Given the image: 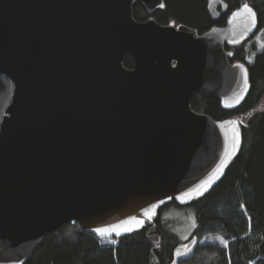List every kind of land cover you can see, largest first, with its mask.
<instances>
[{
  "label": "water",
  "instance_id": "95a60500",
  "mask_svg": "<svg viewBox=\"0 0 264 264\" xmlns=\"http://www.w3.org/2000/svg\"><path fill=\"white\" fill-rule=\"evenodd\" d=\"M136 1L0 0V72L14 84L0 124V264H26L69 222L131 234L169 202L204 196L239 153L241 119L198 112L192 95L229 111L245 102L248 65L226 46L258 31L256 10L255 27L242 5L200 33L137 20Z\"/></svg>",
  "mask_w": 264,
  "mask_h": 264
},
{
  "label": "trees",
  "instance_id": "16d2710c",
  "mask_svg": "<svg viewBox=\"0 0 264 264\" xmlns=\"http://www.w3.org/2000/svg\"><path fill=\"white\" fill-rule=\"evenodd\" d=\"M222 1L226 11L219 17L212 14L209 0H164L165 6L153 13L137 0L134 16L140 21L154 17L163 24L184 23L203 33L225 25L234 10L249 4L257 12L259 29L264 27V0ZM251 38L234 47L226 46L234 52L233 62L243 61L249 68L251 90L237 110H226L218 96L192 95V107L198 112L216 119L234 115L242 119L243 145L223 178L202 197L188 203L173 200L162 206L153 222L113 238L116 244L83 230L77 222H69L47 236L26 264H172L180 245L205 236L213 240L197 244L178 264H264V109H259L264 98V49L257 51L253 62H247L245 45ZM124 64L133 67L131 55L126 56ZM13 85L0 72V124L11 102L4 95ZM248 113L250 116L244 121ZM173 205L195 210L196 227L187 240L173 232L163 217V211Z\"/></svg>",
  "mask_w": 264,
  "mask_h": 264
},
{
  "label": "rangeland",
  "instance_id": "374dc122",
  "mask_svg": "<svg viewBox=\"0 0 264 264\" xmlns=\"http://www.w3.org/2000/svg\"><path fill=\"white\" fill-rule=\"evenodd\" d=\"M210 10L215 17H219L224 11H226V5L222 0H209ZM248 50L247 62L251 63L254 61L257 51L264 49V27L258 29V31L252 36L251 40L248 41L245 45ZM14 85L11 88V91L8 89L6 97L11 101L13 95ZM7 100V99H6ZM1 104V103H0ZM259 109H264V98L259 105ZM243 118V115H240ZM250 114L248 113L244 116V121L248 119ZM239 117V116H238ZM2 120V116H1ZM242 120V119H241ZM163 217L167 220L169 228L180 236L181 239L187 240L193 234L196 222H195V210L191 207H177V206H168L163 211ZM207 240H213L212 237L205 236L203 238L194 237L190 241L180 245L175 253V261L172 264H178L181 258L189 256L194 247L202 242ZM113 240H108L107 242H112ZM220 242L225 243V241L220 240Z\"/></svg>",
  "mask_w": 264,
  "mask_h": 264
},
{
  "label": "snow or ice",
  "instance_id": "6c2138e0",
  "mask_svg": "<svg viewBox=\"0 0 264 264\" xmlns=\"http://www.w3.org/2000/svg\"><path fill=\"white\" fill-rule=\"evenodd\" d=\"M243 10L245 12H248L251 14V23L252 26L255 27L256 26V13L252 11V9L249 7V5L245 4L243 5ZM240 67H243V65H241ZM244 79H245V90H247V70H244ZM239 146V134L238 133H234V144H233V148L235 150V148H237ZM233 153H229L228 155H233ZM115 229H112V231H114ZM98 232H100L102 235L106 234L109 230L108 229H97ZM125 231H131V229H125ZM119 235V233H117Z\"/></svg>",
  "mask_w": 264,
  "mask_h": 264
},
{
  "label": "built area",
  "instance_id": "2783aa9c",
  "mask_svg": "<svg viewBox=\"0 0 264 264\" xmlns=\"http://www.w3.org/2000/svg\"><path fill=\"white\" fill-rule=\"evenodd\" d=\"M105 241H108V240H105ZM112 243H115L116 244L117 242L115 240H113Z\"/></svg>",
  "mask_w": 264,
  "mask_h": 264
}]
</instances>
